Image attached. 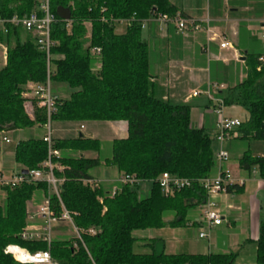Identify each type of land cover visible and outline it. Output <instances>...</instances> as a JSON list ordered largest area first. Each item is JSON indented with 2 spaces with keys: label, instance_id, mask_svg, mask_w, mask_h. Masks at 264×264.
I'll use <instances>...</instances> for the list:
<instances>
[{
  "label": "trees",
  "instance_id": "16d2710c",
  "mask_svg": "<svg viewBox=\"0 0 264 264\" xmlns=\"http://www.w3.org/2000/svg\"><path fill=\"white\" fill-rule=\"evenodd\" d=\"M50 1L55 16L51 82L56 111L52 124L125 122L128 137L115 140L112 156L103 161L98 156L99 140L83 135L53 139V148L60 152L55 163L63 167V171L55 173L61 181V201L82 231V242L57 238L49 246L23 239V232L31 225L30 203L33 199L40 203L48 197V185L35 182L15 188L0 186V264H19L7 254L9 246L32 253L49 250L59 264H235L238 254H167L163 241L145 242L135 236L136 232L201 226L196 221L191 224L190 215L207 202L203 181L218 174L215 137L193 125L192 106L164 101L156 95L150 71L151 49L143 37V25L155 18H188L170 0ZM60 8L70 10V21L58 17ZM36 9L35 0H0V19L28 17ZM254 40L244 27L240 28L235 47L243 55L246 77L218 96L225 109L241 108L247 113L248 119L229 143L244 147L236 159L239 168L249 177L256 170L264 182V155L255 156L250 148L251 143H264V65L261 67L259 62L264 56V42L260 40L262 44L258 45ZM0 46L7 52L0 68V135L11 129L44 128L46 111L26 95L29 85L47 81L46 54L34 34L11 25L0 29ZM95 49L100 50L99 57L92 54ZM217 69L212 80L219 84L223 82L222 70ZM65 87L72 93L61 98L59 89ZM89 153L97 157H87ZM47 158L48 147L43 138L16 146L15 162L29 173L41 170ZM100 166L116 167L121 178L140 185L118 182L115 186L100 183L91 187L88 181L97 180L90 171ZM165 173L188 180L191 186L165 196L159 184ZM145 183L151 184L147 197L141 192V184ZM243 192L244 184L227 187V194ZM51 202L60 215L56 196ZM91 229L95 235L89 234ZM140 242H145L149 253L134 251ZM256 260L257 264H264V220L260 224Z\"/></svg>",
  "mask_w": 264,
  "mask_h": 264
},
{
  "label": "crops",
  "instance_id": "0c3cea01",
  "mask_svg": "<svg viewBox=\"0 0 264 264\" xmlns=\"http://www.w3.org/2000/svg\"><path fill=\"white\" fill-rule=\"evenodd\" d=\"M170 1L179 9L180 14L198 23H203L204 30L181 34L171 25L162 30L155 22L150 21L146 24L144 30L147 32V37L145 39L151 49L150 71L155 85V93L164 101L189 104L192 107H208L211 102L206 96L192 98V93L207 90L209 83L218 84L212 80L214 71L219 70L217 67H221L222 70L220 78L223 82L219 84L224 85L225 88L227 83L235 84L246 77L245 61L240 50L235 47V43L239 40V31L242 27L245 28L251 38H258V35L260 37L261 27L264 23V0ZM207 22L212 33L220 37L217 41H209L206 32ZM120 31L123 32V29ZM223 41L230 43L233 49L222 50L220 44ZM58 94L61 98H67L66 90L63 88L59 89ZM225 111L228 117L239 118L242 121L248 119L247 113L241 108L231 107L226 108ZM90 124L93 128V134L86 136L82 134L87 129L84 124L54 122L52 129L53 126L56 127L57 136L53 137L62 140L75 139L83 135L100 141L101 128H107L106 133L110 137L111 143L128 137V127L125 122H91ZM199 128L204 129V126ZM11 133L21 135L19 142L43 138L46 134L44 128L35 127L0 135V177H5L3 174L7 167L5 164L6 157L9 156L15 162V150L10 154L11 156L3 150L4 144H10L6 143L4 139L9 140L8 137ZM213 133L212 136H215L216 130H213ZM25 134L28 135V138L24 139L22 135ZM240 145L241 143L235 144L234 142L227 144V150L231 153V160L227 167H237L238 173L235 180L244 183V192L238 195H222L218 198V204L226 222L212 230L206 243H202L204 239L199 238L203 226L201 210L190 215L191 224L196 221L202 224L199 227L198 224L194 227L147 231L144 232L146 235L142 236L141 239L145 242L163 241L167 254H238L235 264H257L256 254L257 240L260 234L261 219L259 215H261V208L256 204L257 195L256 193L253 194L255 191H246V182L250 177L247 176V173V175H242L244 171L239 168L236 161L244 148ZM250 148H262V144L251 143ZM234 155L237 157L234 158ZM254 155L263 156L264 152L256 151ZM17 167L18 173L14 176L20 175L23 171L21 166L17 165ZM121 176L119 173L120 179ZM260 187L264 190L263 181H261ZM40 224L41 222H34V225L31 223V226ZM66 225L67 223H60L56 227L53 239L66 238L64 236ZM194 228L198 229L197 235L193 233L192 229Z\"/></svg>",
  "mask_w": 264,
  "mask_h": 264
},
{
  "label": "built area",
  "instance_id": "2783aa9c",
  "mask_svg": "<svg viewBox=\"0 0 264 264\" xmlns=\"http://www.w3.org/2000/svg\"><path fill=\"white\" fill-rule=\"evenodd\" d=\"M37 9L28 17L15 16L12 19H0V29L4 30L6 25H11L17 28H23L29 33L35 35L37 39V45L46 54L48 63V75L45 84L36 85L31 84L28 86L27 97L34 99L37 102L39 108L46 111L47 123L44 126L45 136L43 141L48 147V158L43 163L42 169L36 172L29 173L28 176L22 174L10 179L0 177V186L15 188L25 183L45 182L49 188L48 197H46L41 203L34 202L30 204L28 211L29 222H41L40 225L27 227L23 232V239L28 241H42L49 246L53 241V233L56 227L60 223H67L73 230L74 237L82 242V231H80L74 224L71 214L65 209L59 192V186L61 181L56 177V172L63 171V167L55 163V159L60 157V152L53 148L54 134L52 130V115L55 113V101L56 98L52 91V49L55 46V42L52 40V26L55 22V16L51 10L50 0H35ZM157 23L163 30L169 25H174L178 33L186 34L189 32H199L204 30L203 23H198L191 19H183L177 17L170 19L168 16H160L152 20ZM206 32L209 36V41H217L220 37L212 33L209 23H206ZM146 24L143 25V30ZM260 39L264 42V23L261 27ZM222 50L233 49V46L223 41L220 44ZM3 58L7 59L6 49L3 48ZM92 54L99 57L100 50H93ZM259 62L264 65V56L260 58ZM259 68V70L261 69ZM225 86L209 83L208 88L205 91H194L192 98H197L202 95L206 96L211 103H215L214 107H217L215 113L220 116V121L215 133V142L217 144L215 158L218 165V174L213 179H207L203 181V187L207 192V202L200 208L202 214L203 227L199 234L200 239L207 240L210 238V233L215 228L222 226L225 222V216L218 204V198L222 195H227V187L236 183L243 185L242 181H236L230 174L227 165L230 162V154L225 149V145L237 137V130L242 125V120L239 118L228 117L226 115V109L223 100L218 96L219 92L224 91ZM83 129V127H82ZM6 143H10L8 139H4ZM121 183L139 184L133 180L121 178ZM91 187H98L100 184L98 181H88ZM159 184L163 190L165 196L172 195L175 190L185 189L191 186L190 181L184 179L173 178L170 174L165 173L159 179ZM53 191L51 193V191ZM115 190L112 194H115ZM56 196L61 206V214L57 215L52 207L51 198ZM89 234L95 235L96 231L91 229ZM7 254H10L15 261L19 264H59L57 263L49 250L39 251L32 253L27 249L19 246H9L7 248Z\"/></svg>",
  "mask_w": 264,
  "mask_h": 264
},
{
  "label": "rangeland",
  "instance_id": "374dc122",
  "mask_svg": "<svg viewBox=\"0 0 264 264\" xmlns=\"http://www.w3.org/2000/svg\"><path fill=\"white\" fill-rule=\"evenodd\" d=\"M143 37L144 38L147 37V32L145 30H143ZM255 39H256V40H254L255 43H257L258 45L262 44V42H260L261 39H260L259 35H258V38L256 37ZM2 58H3V49L0 46V68L2 67V64L4 63ZM231 85H232V83H230V82L227 83V86H226L224 91H226V89H228V87H230ZM65 89H66V95H67V97H69V95L72 93V91L68 87H65ZM210 104L211 105L208 107H195V106H193L192 110H191V120H192L193 125L198 127V128L201 126H204V129L206 130V132L212 136V134L214 135L213 130L214 131L217 130V127H218V124L220 121V116L215 113V110L217 109V107H214L215 103H210ZM84 125L86 126L87 129L85 131H83L82 134H84L86 136H91V134H93V128H92L91 124L85 123ZM55 129H56V127L53 126V129H52L53 134H54V136H57ZM106 131H107V128L106 129L101 128V131L99 133L100 134L99 136L101 138V140H100L101 152H100V155H98V156L101 158L102 161L110 158L112 156V150H113L112 143L110 142V137L108 136ZM22 136L24 139L28 138L27 134L22 135ZM20 137H21L20 134H16V133L12 134L11 133L8 137L10 144L9 145L4 144L3 150L9 155L11 153H13L18 142H19ZM261 144H262V148H258V149L257 148L256 149L251 148V152L253 154H256V151L261 152V153L264 152V143H261ZM225 149L227 150V144L225 145ZM87 157L94 158V157H97V155L93 154V153H89L87 155ZM236 157H237V155H234V158H236ZM15 163L16 162H14L9 156L6 157L5 164L7 167L5 168V172L3 174L6 179L13 178V177H15L14 175L18 173V167ZM228 166H229V164H228ZM228 169H229L230 174L233 176V178L236 179V174L238 173L237 167H230ZM245 174L246 173L242 172V175H245ZM90 175L97 178L98 179L97 181L105 187L115 186V184H117L120 181L119 172H118L117 168L112 167V166H100L98 168L92 169L90 171ZM260 184H261V179L259 178L258 172L256 170H254L250 175V179L247 180V182H246V191H252V190L255 191V192H253V194L256 193V195H257V203L256 204L259 205L261 208V210H260L261 215H259V216H260L261 220H264V190L260 187ZM150 189H151L150 183L141 184V192H142V195L144 197L148 196ZM52 192L53 191H51V193ZM33 201L36 202L37 200L33 199L31 201V203H33ZM42 201H43V199H42ZM37 203H38V201H37ZM66 226H67V228L64 226L65 227L64 236L67 239H73L74 235H73V231H72L71 227L69 226V224H67ZM192 230H193V233L195 235L198 234L197 228H194ZM144 235H146L144 232H136L135 233V236L139 239H141L142 236L144 237ZM144 243L145 242H140L138 245H136L134 247V251L136 253H139V254L149 253L147 248L144 246ZM202 243H206V240H202Z\"/></svg>",
  "mask_w": 264,
  "mask_h": 264
},
{
  "label": "water",
  "instance_id": "95a60500",
  "mask_svg": "<svg viewBox=\"0 0 264 264\" xmlns=\"http://www.w3.org/2000/svg\"><path fill=\"white\" fill-rule=\"evenodd\" d=\"M57 15H58V17L61 19V20H63V21H70L71 20V12H70V10H68V9H63V8H60V9H58V11H57ZM14 131H16L15 129H11L10 131H8V132H14ZM83 136L81 135V138H82ZM23 176H28L29 175V171H27V170H23L22 171V173H21Z\"/></svg>",
  "mask_w": 264,
  "mask_h": 264
}]
</instances>
